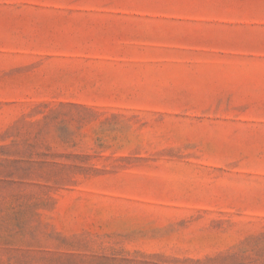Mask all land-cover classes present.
I'll return each instance as SVG.
<instances>
[{"label":"rangeland","instance_id":"obj_1","mask_svg":"<svg viewBox=\"0 0 264 264\" xmlns=\"http://www.w3.org/2000/svg\"><path fill=\"white\" fill-rule=\"evenodd\" d=\"M0 264H264V0H0Z\"/></svg>","mask_w":264,"mask_h":264}]
</instances>
